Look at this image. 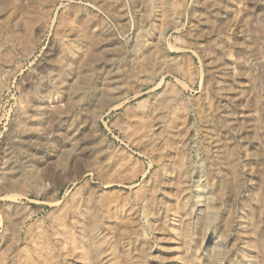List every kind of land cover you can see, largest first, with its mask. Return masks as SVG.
<instances>
[{"label":"rangeland","instance_id":"rangeland-1","mask_svg":"<svg viewBox=\"0 0 264 264\" xmlns=\"http://www.w3.org/2000/svg\"><path fill=\"white\" fill-rule=\"evenodd\" d=\"M0 264H264V0H0Z\"/></svg>","mask_w":264,"mask_h":264},{"label":"bare ground","instance_id":"bare-ground-1","mask_svg":"<svg viewBox=\"0 0 264 264\" xmlns=\"http://www.w3.org/2000/svg\"><path fill=\"white\" fill-rule=\"evenodd\" d=\"M93 43V42H92ZM211 68V67H210ZM214 71V70H213ZM227 71V70H226ZM216 72V71H215ZM218 72V71H217ZM224 73V72H223ZM230 75V74H229ZM218 77V76H217ZM223 81V80H222ZM221 81V82H222ZM226 80H224V82H225ZM236 83V82H235ZM220 87H221V85H220ZM241 91V90H240ZM232 92H234V91H232ZM221 93V92H220ZM230 94V93H229ZM221 97H223V96H221ZM240 97V96H239ZM217 98V97H216ZM230 100V99H229ZM237 102V101H236ZM228 104V103H227ZM220 112V111H219ZM217 114V113H216ZM224 117V116H223ZM229 119V118H228ZM245 221V220H244ZM244 223V222H243ZM244 229H242V231H243ZM241 231V230H240ZM247 234V233H246ZM244 239V238H243ZM247 244V243H246Z\"/></svg>","mask_w":264,"mask_h":264}]
</instances>
